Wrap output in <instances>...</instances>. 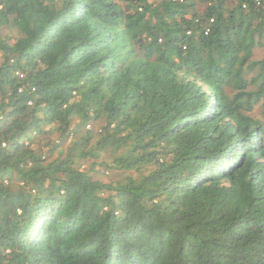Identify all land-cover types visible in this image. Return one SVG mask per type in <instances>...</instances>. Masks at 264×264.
I'll return each mask as SVG.
<instances>
[{
	"label": "trees",
	"instance_id": "trees-1",
	"mask_svg": "<svg viewBox=\"0 0 264 264\" xmlns=\"http://www.w3.org/2000/svg\"><path fill=\"white\" fill-rule=\"evenodd\" d=\"M262 44L264 0H0V264H264Z\"/></svg>",
	"mask_w": 264,
	"mask_h": 264
},
{
	"label": "rangeland",
	"instance_id": "rangeland-1",
	"mask_svg": "<svg viewBox=\"0 0 264 264\" xmlns=\"http://www.w3.org/2000/svg\"><path fill=\"white\" fill-rule=\"evenodd\" d=\"M200 8H203L202 6H199ZM2 32L4 34L9 33L11 36L16 35V31L15 30H9L8 28H3ZM255 57L256 58H264V44H262L261 46H258L255 48ZM255 115L260 116L261 117V107L260 105H256L255 107ZM50 135H56L55 133H51ZM99 161H102L103 159H107L106 157H99ZM84 166H86L85 168H87L89 166V163H86ZM103 168H100L97 173L96 176L99 177L100 179L104 180V181H110L113 179H117L118 177H115V173L112 170H104Z\"/></svg>",
	"mask_w": 264,
	"mask_h": 264
},
{
	"label": "built area",
	"instance_id": "built-area-1",
	"mask_svg": "<svg viewBox=\"0 0 264 264\" xmlns=\"http://www.w3.org/2000/svg\"><path fill=\"white\" fill-rule=\"evenodd\" d=\"M257 4L261 3V0H254ZM213 21V19H211Z\"/></svg>",
	"mask_w": 264,
	"mask_h": 264
},
{
	"label": "clouds",
	"instance_id": "clouds-1",
	"mask_svg": "<svg viewBox=\"0 0 264 264\" xmlns=\"http://www.w3.org/2000/svg\"><path fill=\"white\" fill-rule=\"evenodd\" d=\"M212 21V20H211Z\"/></svg>",
	"mask_w": 264,
	"mask_h": 264
}]
</instances>
